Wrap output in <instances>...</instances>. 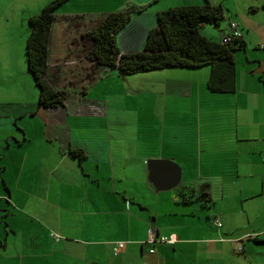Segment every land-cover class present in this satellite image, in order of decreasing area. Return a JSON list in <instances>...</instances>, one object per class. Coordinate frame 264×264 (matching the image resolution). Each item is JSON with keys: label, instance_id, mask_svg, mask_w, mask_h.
<instances>
[{"label": "crops", "instance_id": "0c3cea01", "mask_svg": "<svg viewBox=\"0 0 264 264\" xmlns=\"http://www.w3.org/2000/svg\"><path fill=\"white\" fill-rule=\"evenodd\" d=\"M111 1L122 3L81 30L74 16L56 15L47 78L56 91L71 80L64 67L76 62L80 31L130 7L146 9L134 22L151 27L165 11L154 8L160 0ZM209 3L234 16L245 42L235 92L210 93L208 67L164 70L156 84L164 106L167 97L190 104L163 114L153 147L143 130L111 136L101 104L82 91L61 88L63 107H38L31 76L12 74L16 83L0 99V264H264V0ZM151 160L175 163L180 183L158 191L148 180ZM201 187L211 204L196 199ZM151 234L175 242H149Z\"/></svg>", "mask_w": 264, "mask_h": 264}, {"label": "trees", "instance_id": "16d2710c", "mask_svg": "<svg viewBox=\"0 0 264 264\" xmlns=\"http://www.w3.org/2000/svg\"><path fill=\"white\" fill-rule=\"evenodd\" d=\"M68 1L54 0L29 19L30 34L24 54L28 73L39 93L38 107L44 109L63 107L67 97L63 90L56 91L47 78L49 38L56 22L55 12ZM144 10L126 8L106 14L90 25L81 35L86 41L85 61L93 68H102L105 75L115 71L121 78L170 69L208 67L210 74L206 86L210 93L235 92L236 55L245 50L241 34L224 41L228 33L222 31L219 43L201 34L204 25L217 28L225 19V9L221 5L212 6L209 0H203L201 5L169 8L156 14L151 27H141L134 22L135 15ZM70 155L78 160L85 158L82 150H71ZM196 199L212 203L206 187L198 190Z\"/></svg>", "mask_w": 264, "mask_h": 264}, {"label": "rangeland", "instance_id": "374dc122", "mask_svg": "<svg viewBox=\"0 0 264 264\" xmlns=\"http://www.w3.org/2000/svg\"><path fill=\"white\" fill-rule=\"evenodd\" d=\"M52 1L54 0H0V99H6L9 86L15 85L16 80L12 76L14 72H20L24 77L26 73L30 77L24 54L30 34L29 19L38 15ZM97 1H99V7L90 6L89 4L93 1L69 0L61 5L55 13L56 15L74 16V25H77L79 30H81L89 23L92 19L91 17L99 16L104 12L107 13L110 9L118 7L122 3V1L115 3L111 0ZM185 1L160 0L159 4L157 3L154 8L167 10L185 4ZM198 1L201 2V0ZM230 2L233 7V0H230ZM87 16L91 17L87 19ZM76 17H82L83 20ZM233 21L237 25L234 16L227 13L225 19L220 22L219 27L204 25L201 29V34L210 39L211 33H214L216 36L214 41H218L221 38L220 32L228 33L230 24H233ZM79 33H85V31H80ZM85 42V38L74 40L76 53L73 55V59L76 62L66 64L64 67L68 69L66 75L69 72L71 80L66 81L67 85L62 83L59 86V90L64 88L83 91V95H85L88 102L101 104V112L98 109H95V111L96 113H102V118L104 119L108 117L111 136L119 139L129 137L132 139L133 136L135 137L136 132H142L143 130L144 132H149V145L151 147L157 145L159 138L156 134L163 128L161 122L163 114L166 113V116H168L175 112L176 107L190 104V99L180 98L177 101H172V98L167 97V104L164 106L158 94L159 88L156 87V84H158L157 80L159 81V78L164 74L162 73L163 71L124 78L116 74L108 77L104 76L102 68H93L84 61ZM236 67L240 70V57L236 59ZM167 77L170 80L174 78L170 77V75ZM18 82L20 84L22 79L18 80ZM55 86L57 87L56 83ZM169 93L172 94V91L170 90ZM170 101L172 102L169 104ZM183 102L186 103L183 105ZM101 122L103 124V121ZM103 125L106 126V124ZM104 131L103 127V134ZM131 133L133 136H131Z\"/></svg>", "mask_w": 264, "mask_h": 264}, {"label": "water", "instance_id": "95a60500", "mask_svg": "<svg viewBox=\"0 0 264 264\" xmlns=\"http://www.w3.org/2000/svg\"><path fill=\"white\" fill-rule=\"evenodd\" d=\"M148 180L158 190L166 191L180 183V168L171 161L151 160L148 162Z\"/></svg>", "mask_w": 264, "mask_h": 264}, {"label": "built area", "instance_id": "2783aa9c", "mask_svg": "<svg viewBox=\"0 0 264 264\" xmlns=\"http://www.w3.org/2000/svg\"><path fill=\"white\" fill-rule=\"evenodd\" d=\"M238 36H239V31L236 29V25L235 24H231L230 25V30H229V32L227 34V37L225 38L224 41H228L230 39V37H238ZM216 224H217V226H221V223H220V221L218 219L216 220ZM148 241L149 242H159L161 244H170V243L172 244V243L175 242L174 238L172 236H168V237H166V236H158V237H155L152 234L149 236V240ZM123 246H124L123 243H119L117 245V247L115 248V252L120 250V249H122ZM150 252L153 253L154 251L151 250Z\"/></svg>", "mask_w": 264, "mask_h": 264}]
</instances>
